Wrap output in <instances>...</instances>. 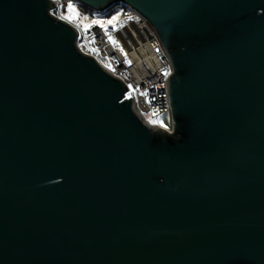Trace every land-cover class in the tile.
I'll list each match as a JSON object with an SVG mask.
<instances>
[{
	"label": "water",
	"instance_id": "95a60500",
	"mask_svg": "<svg viewBox=\"0 0 264 264\" xmlns=\"http://www.w3.org/2000/svg\"><path fill=\"white\" fill-rule=\"evenodd\" d=\"M127 4L171 66V130L52 0H0V264H264V0Z\"/></svg>",
	"mask_w": 264,
	"mask_h": 264
},
{
	"label": "built area",
	"instance_id": "2783aa9c",
	"mask_svg": "<svg viewBox=\"0 0 264 264\" xmlns=\"http://www.w3.org/2000/svg\"><path fill=\"white\" fill-rule=\"evenodd\" d=\"M52 1L55 7L51 13L63 19L59 10L61 0ZM108 9L102 13L106 14ZM107 17L111 23H103L102 19L83 28L70 23L78 34L77 47L123 82L127 89L124 99L130 98L142 122L170 131L171 121L168 127L163 126L158 116L170 114L167 78L171 66L154 30L127 4H120Z\"/></svg>",
	"mask_w": 264,
	"mask_h": 264
},
{
	"label": "rangeland",
	"instance_id": "374dc122",
	"mask_svg": "<svg viewBox=\"0 0 264 264\" xmlns=\"http://www.w3.org/2000/svg\"><path fill=\"white\" fill-rule=\"evenodd\" d=\"M62 9L65 11L64 13L61 12ZM59 10L64 20L77 27L83 28L90 23L99 22L102 19L103 23L111 21L107 16L114 13L117 7L112 8L113 12L108 11L104 14L102 12L92 11L73 0H61ZM158 121L161 125L168 127L170 125V114L158 116Z\"/></svg>",
	"mask_w": 264,
	"mask_h": 264
},
{
	"label": "trees",
	"instance_id": "16d2710c",
	"mask_svg": "<svg viewBox=\"0 0 264 264\" xmlns=\"http://www.w3.org/2000/svg\"><path fill=\"white\" fill-rule=\"evenodd\" d=\"M119 5H120V4L113 5L112 7H110V8L108 9V11L113 12V11H112V8H114V7H117V8H118ZM61 12L64 13L65 11L62 9Z\"/></svg>",
	"mask_w": 264,
	"mask_h": 264
},
{
	"label": "snow or ice",
	"instance_id": "6c2138e0",
	"mask_svg": "<svg viewBox=\"0 0 264 264\" xmlns=\"http://www.w3.org/2000/svg\"><path fill=\"white\" fill-rule=\"evenodd\" d=\"M109 23H111V21Z\"/></svg>",
	"mask_w": 264,
	"mask_h": 264
}]
</instances>
